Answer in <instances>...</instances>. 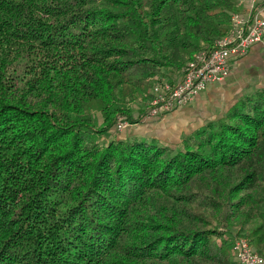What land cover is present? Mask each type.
Returning <instances> with one entry per match:
<instances>
[{
    "label": "trees",
    "instance_id": "obj_1",
    "mask_svg": "<svg viewBox=\"0 0 264 264\" xmlns=\"http://www.w3.org/2000/svg\"><path fill=\"white\" fill-rule=\"evenodd\" d=\"M246 4L0 0V264H235L264 238V85L175 146L116 125Z\"/></svg>",
    "mask_w": 264,
    "mask_h": 264
},
{
    "label": "built area",
    "instance_id": "obj_2",
    "mask_svg": "<svg viewBox=\"0 0 264 264\" xmlns=\"http://www.w3.org/2000/svg\"><path fill=\"white\" fill-rule=\"evenodd\" d=\"M246 2L243 10L231 14L226 34L217 38L211 48L198 51L183 67L178 81L155 83V94L144 119L165 117L191 102L209 84L222 80L230 72L234 59L247 53L253 44L260 43L264 49V0ZM116 125L122 130L129 122L120 118ZM233 253L235 264H264V251L254 250L245 238L235 240Z\"/></svg>",
    "mask_w": 264,
    "mask_h": 264
},
{
    "label": "crops",
    "instance_id": "obj_3",
    "mask_svg": "<svg viewBox=\"0 0 264 264\" xmlns=\"http://www.w3.org/2000/svg\"><path fill=\"white\" fill-rule=\"evenodd\" d=\"M263 85L264 49L260 43H255L247 53L234 59L230 72L222 80L212 83L191 102L165 117H153L142 121L141 125L129 126L126 135L148 134L165 144L178 145L185 134L204 126L208 120L222 117L248 87ZM251 246L263 252L264 238L258 243L251 242Z\"/></svg>",
    "mask_w": 264,
    "mask_h": 264
},
{
    "label": "rangeland",
    "instance_id": "obj_4",
    "mask_svg": "<svg viewBox=\"0 0 264 264\" xmlns=\"http://www.w3.org/2000/svg\"><path fill=\"white\" fill-rule=\"evenodd\" d=\"M233 61V59L231 58V60H230V62H232ZM161 81V80H160ZM157 82V81H156ZM156 82H154V84L156 83ZM212 84V83H211ZM211 84H209V85H211ZM208 85V86H209ZM144 95H148L147 94V92H144ZM135 96H136V98L135 99H141L142 98V94H140V93H136L135 94ZM94 111L95 112H98V110H96V109H94ZM144 120H146V119H144L143 118V120L142 121H144ZM142 121L141 122H137V123H142ZM141 125V124H140ZM117 132H119L118 134H119V136H126V134H127V132H129V126H128V128L126 127V128H124V129H122V130H120V131H117ZM117 134V135H118ZM239 238H244V237H239ZM238 239V238H237Z\"/></svg>",
    "mask_w": 264,
    "mask_h": 264
}]
</instances>
